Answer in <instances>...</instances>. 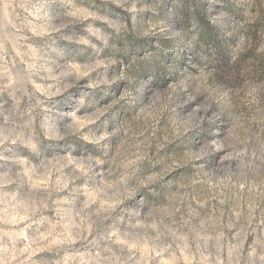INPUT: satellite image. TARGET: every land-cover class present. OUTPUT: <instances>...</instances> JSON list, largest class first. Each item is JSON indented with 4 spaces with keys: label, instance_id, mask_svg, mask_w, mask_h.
Segmentation results:
<instances>
[{
    "label": "clouds",
    "instance_id": "obj_1",
    "mask_svg": "<svg viewBox=\"0 0 264 264\" xmlns=\"http://www.w3.org/2000/svg\"><path fill=\"white\" fill-rule=\"evenodd\" d=\"M75 8L0 0V264H264V0Z\"/></svg>",
    "mask_w": 264,
    "mask_h": 264
},
{
    "label": "rangeland",
    "instance_id": "obj_2",
    "mask_svg": "<svg viewBox=\"0 0 264 264\" xmlns=\"http://www.w3.org/2000/svg\"><path fill=\"white\" fill-rule=\"evenodd\" d=\"M90 3L91 0H76L75 12L76 15L80 18L82 25H87L92 21V12L96 10V5L100 3V0H95V3H92L91 7L89 6ZM112 7L115 9V11L122 12V10L116 8L115 5H112ZM94 26H100V22L97 21ZM81 34L86 37V33H84L83 31H81ZM91 43L95 44L98 48L102 49L101 58L96 61L97 64H102L103 58L109 55V53L111 52V48L105 47L104 40L102 37L101 38L93 37L91 39ZM111 43L112 41L109 40V44ZM100 70H101L100 68H93L90 65V63L86 60H81L69 68V71L74 72L77 75H85V76L95 75V73ZM66 175H67V169L64 170L63 175H60L58 173H52L46 179L45 173L43 171L38 170L34 182L37 185H44L45 187H47L50 179H58V186H59V183L64 182ZM44 243H46V241H41L39 246L33 245L32 247L27 248L26 254L31 255L32 260L36 261L37 264H39V261L42 257H46L47 255H49V253L46 250H41ZM27 244L28 241H25V245ZM133 246L134 247L136 246L134 242H133ZM140 250H141V254H146L148 251V245L147 244L142 245ZM65 260L67 261V264H76V258L72 252H68L65 254ZM29 264H31V261H29Z\"/></svg>",
    "mask_w": 264,
    "mask_h": 264
}]
</instances>
